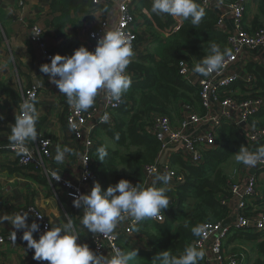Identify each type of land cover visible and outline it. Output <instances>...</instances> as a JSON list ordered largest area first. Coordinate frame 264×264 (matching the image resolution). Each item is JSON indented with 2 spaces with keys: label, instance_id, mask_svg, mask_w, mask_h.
Here are the masks:
<instances>
[{
  "label": "built area",
  "instance_id": "2783aa9c",
  "mask_svg": "<svg viewBox=\"0 0 264 264\" xmlns=\"http://www.w3.org/2000/svg\"><path fill=\"white\" fill-rule=\"evenodd\" d=\"M83 2L84 10L97 19L88 30L89 45L87 49L92 51L98 38L104 35V31L120 29L125 32L132 42L134 56H137V48L140 42V34L137 31V20L140 11L146 13L142 7L145 1L152 0H77ZM250 0H199V4L205 7L206 12L216 16L215 31L225 36V45L221 48L225 52L226 67L208 77H203L193 72L195 60L191 63L186 58H181L177 63V74L180 81L187 87L195 89L198 94V103L178 105L177 119L152 112L149 121L137 126L139 134H145L160 144V151L154 163L144 164L141 172V182L128 180L133 185L140 183L147 186L151 184L153 174L151 169L155 167L161 174H170L168 185L162 182L157 187H167L166 195L170 199V205L164 209L161 216L146 218L134 223L131 218L120 222L115 230V239L103 238L100 235L93 236L88 232L90 248L105 256L112 255L117 249L124 251V245L149 251L147 240L136 231L137 227L146 222L162 224L167 213L176 202L175 192L185 183L187 172L181 166L175 164L179 160L186 166L199 168L205 161V156L221 147L220 133L224 128H230L248 148L264 144V126L259 122L264 116V94L257 87L256 76L249 71L248 66L253 64L264 70V27H253L247 16V6ZM23 0L19 1V5ZM96 15V16H95ZM165 16V15H164ZM175 20L164 36L176 31L181 21ZM230 21L231 28L226 23ZM156 30V29H155ZM157 32V30H156ZM38 35V36H37ZM28 43L38 53L39 58L50 63V58L55 55L46 45L44 31L33 23L28 28ZM149 40V39H148ZM148 42V41H147ZM130 75L132 84L137 76L126 70ZM34 97L37 105L39 88L32 85L22 89L19 94V105L27 99ZM123 100L116 104L108 99L106 93L101 91L96 97L95 104L86 112H76L69 104L65 106L63 124L66 133L70 137L72 149L76 155L78 174L76 178L61 176L59 181L52 180V147L53 141L48 137H37L34 147L27 144L29 155H17L9 145L8 151L17 157V165L23 169L31 168L57 196L73 204V194H85L84 190L92 188L94 182L100 185L99 176L93 166L94 152L96 149V131L100 128L113 130L116 125L115 114L122 107ZM108 113L110 120L107 124L101 123L102 116ZM20 108H18V115ZM15 123V122H14ZM13 123V124H14ZM11 128V127H10ZM167 151L162 164L160 158ZM87 160L86 162H84ZM254 174H249L250 170ZM264 174V164L249 169L242 166L239 169L238 179L230 183L228 188L216 196L218 204L227 209L225 217L218 222H205L206 234L196 237L192 246L205 251V256L198 264H243L249 252L241 249L230 255L226 253L225 244L232 233L237 236L252 238L258 236L264 240V196L259 192L260 184L257 174ZM85 188V189H84ZM226 193L228 196H226ZM173 206V207H172ZM25 211L29 214L30 223L36 221L40 225V231L34 233L36 238L52 227L48 218L34 207H28ZM82 216L83 209L81 208ZM37 215L42 218L37 219ZM228 221L223 227L222 222ZM18 242L27 245L22 236L0 234V244H12ZM39 264H48L40 261Z\"/></svg>",
  "mask_w": 264,
  "mask_h": 264
},
{
  "label": "clouds",
  "instance_id": "9594fccd",
  "mask_svg": "<svg viewBox=\"0 0 264 264\" xmlns=\"http://www.w3.org/2000/svg\"><path fill=\"white\" fill-rule=\"evenodd\" d=\"M151 13L190 20L193 26H198L206 11L197 0H152ZM225 55L218 45L211 44L209 54L195 64L193 72L208 77L221 71L226 67ZM133 56L131 39L122 30L115 29L104 31V35L97 39L94 50L90 51L81 45L70 56L55 54L50 58V63L40 65L39 71L48 76L49 82L56 85L76 112H86L93 107L101 91L116 104L121 102L122 96L132 85L126 69ZM2 99L0 98V102ZM35 104V98L32 97L19 105L20 114L15 115V123L11 125L7 136L17 155H29L27 144L29 141H36L38 137L36 125L39 110ZM0 119L3 117L0 116ZM109 120V114L105 113L101 123L107 124ZM115 139L118 141L119 136ZM71 153V148L58 146L54 160L58 164H64L66 155ZM97 153L96 159L100 161L108 156L104 146L98 148ZM234 158L237 163L251 169L264 164V147L250 151L241 146L234 153ZM151 172L153 179L147 186L140 183L133 185L126 179H120L104 191L98 182H94L87 194H73V206L83 209L80 223L87 232L93 236L115 239V230L125 219L131 218L136 223L161 216L163 210L170 205V199L166 195L169 189L156 185L159 182L168 185L171 176L159 173L155 167ZM50 174L52 180L61 179L56 170H52ZM40 218L42 217L37 215V219ZM28 219L27 211L13 215L0 214V225L5 221L11 224L15 229L12 231L14 241L16 231H22V240L27 242L29 249L34 250L33 259L36 261H47L48 264H130L138 256L135 249L127 252L117 249L114 254L105 256L93 251L87 244L77 243L80 235L71 219L51 227L40 234L38 239H34L33 234L40 231V225L36 221L27 223ZM206 229L207 225H197L192 232L199 237L206 234ZM204 256L203 249L189 246L179 256L172 255L169 251L160 252L156 260L159 264H198Z\"/></svg>",
  "mask_w": 264,
  "mask_h": 264
},
{
  "label": "crops",
  "instance_id": "0c3cea01",
  "mask_svg": "<svg viewBox=\"0 0 264 264\" xmlns=\"http://www.w3.org/2000/svg\"><path fill=\"white\" fill-rule=\"evenodd\" d=\"M19 1L0 0V98H3L0 102V116L3 117L0 119V214L13 215L25 211L28 207H34L48 218L52 227L71 219L80 235L77 243L87 244L90 247L87 229L80 223L81 209L62 198L61 193L55 196L46 180L37 175L33 169L19 167L16 162L17 157L8 151L7 147L10 144L7 136L11 125L15 122V115H18L20 91L32 85L38 86L39 97L36 105L39 110V120L36 125L38 137H48L53 141L52 170H56L61 176L76 178L79 171L77 159L63 124L64 109L68 103L56 85L49 82L48 76L39 71L40 65L48 62L42 61L38 53L29 45L28 28L36 23L44 31L49 50L58 54L67 45L71 55L73 50L81 45L87 48L88 30L99 18L90 15L84 8L79 11L70 10L67 15H63L62 12L52 9L54 0H23L22 5H19ZM147 2L149 6L152 5V1ZM249 3L247 6L249 22L253 27H264V8L259 7L257 0H250ZM142 8L146 10V13L140 11V17L137 20L136 29L140 34V42L137 56L132 61L134 63L142 62L144 57L152 53L156 41H164L169 36H164L165 32L175 24V20L170 16L172 23L163 29L159 28L153 21L148 7L144 5ZM156 17L164 25L168 20L166 14L164 19L159 15ZM175 19L181 21L179 17ZM226 26L228 29L231 28L230 21L226 23ZM150 42L154 45L152 50L147 49ZM6 89L14 94V98L5 92ZM95 135L97 145L94 152L95 168L104 191L120 179L133 175L118 160L124 149L117 147L102 128L97 129ZM29 144L34 147L33 142L30 141ZM58 146L61 148L67 146L72 149V153L66 155L64 164H58L54 160ZM101 146L106 147L108 154L116 152L117 156H112L111 161L106 156L102 161L103 164L99 166L101 161L96 158L97 150ZM257 178L260 183L258 191L262 192L264 174L258 173ZM89 191L90 188L87 187L84 193L87 194ZM27 223L30 224V219ZM12 231L15 229L7 221L0 225V234L13 235ZM22 234V231H16V236H22ZM33 237L37 239L34 234ZM33 252L34 250L29 249L27 245L18 242L0 244V264H39L40 261L33 259ZM259 258V255H256L253 262L249 261V253L243 264H255Z\"/></svg>",
  "mask_w": 264,
  "mask_h": 264
},
{
  "label": "trees",
  "instance_id": "16d2710c",
  "mask_svg": "<svg viewBox=\"0 0 264 264\" xmlns=\"http://www.w3.org/2000/svg\"><path fill=\"white\" fill-rule=\"evenodd\" d=\"M257 1L259 7L263 9L264 0ZM84 5L83 2L77 0H54L52 9L67 15L70 10H82ZM143 5L148 7L153 21L159 28L163 29L172 23L168 15V20L164 25L154 13H151V6L147 1ZM215 22L216 16L211 12H206L198 26H193L190 20L181 18V25L176 31L170 33L164 41L157 40L152 53L144 57L142 62H131L126 69L138 78L128 92L122 96L123 105L115 114L116 127L113 130L107 128L103 130L117 147L124 149V154H121L118 160L139 182L143 179L142 166L156 161L160 144L145 134H139L137 126H142V122H145L152 112L169 117L171 111H178V105L183 102L198 103L197 91L180 81L177 74V63L181 58H186L189 63L195 60L197 64L209 54V47L213 43L220 49L223 48L225 36L215 31ZM65 47L58 54L70 56L67 45ZM248 68L256 76L257 87L264 94V70L253 64H250ZM5 92L14 98L11 91L6 89ZM117 135L119 136L118 141L115 139ZM220 135V149L209 152L201 167L192 168L175 160L177 166L186 170L187 176L185 183L180 185L175 192L174 207L172 206V210L167 213L162 224L146 222L136 229L147 240L150 250L142 251L127 245L123 246L125 252L133 249L137 251L139 264H159L156 256L163 251L179 256L186 247L192 246L193 240L197 237L192 232L194 227L205 222H218L225 217L227 209L220 206L216 200V196L224 192L230 184L221 171V166L241 146H247L230 128H224ZM260 147H264V144L247 148L255 151ZM112 156L116 157V152L108 154L109 161L113 159ZM102 164L101 161L99 166ZM93 169L99 176L95 165ZM262 193L264 196V190ZM226 196H228L227 193ZM262 205L264 206V201ZM258 238L255 236L251 239ZM247 239L249 240V238L232 233L225 245H229L233 240ZM256 246L260 260L258 259L255 264H264V240Z\"/></svg>",
  "mask_w": 264,
  "mask_h": 264
},
{
  "label": "rangeland",
  "instance_id": "374dc122",
  "mask_svg": "<svg viewBox=\"0 0 264 264\" xmlns=\"http://www.w3.org/2000/svg\"><path fill=\"white\" fill-rule=\"evenodd\" d=\"M164 15L165 14H162V15H159V16L164 19L165 18ZM153 46H154L153 43L150 42L148 44V48L147 49L152 50ZM194 105L196 106L197 103H194ZM169 117L172 118V119H177L176 110H172ZM148 121H149V117L145 120V123L148 122ZM259 125L264 126V119L259 122ZM131 150H134V149H131ZM121 152H122V154H124V151H121ZM125 154H126V152H125ZM242 166H245V165H243L242 163H237L235 161L234 154H233L221 166V171L228 178L229 183H234L238 179L239 169ZM104 173H108V172L104 171ZM120 178H122V177H120ZM130 179H135L134 175L133 176L130 175V177H128V178L126 177V180H130ZM262 241L263 240L260 239V238L256 239V240H252L251 238H249V240L232 241L229 245H225L226 253L228 255H230V254H232L234 252H237V251H239V250L244 248L250 253V260L249 261L253 262L255 260V256L256 255L258 256V254H257L258 250H257V246L256 245H257V243L262 242ZM130 264H139V261H138L137 257L132 262H130Z\"/></svg>",
  "mask_w": 264,
  "mask_h": 264
},
{
  "label": "water",
  "instance_id": "95a60500",
  "mask_svg": "<svg viewBox=\"0 0 264 264\" xmlns=\"http://www.w3.org/2000/svg\"><path fill=\"white\" fill-rule=\"evenodd\" d=\"M166 153H167V151H165V153L163 154V156L160 158V160H159V163H160V164L163 163V161H164V157L166 156ZM249 174H251V175L254 174V170H253V169L250 170ZM227 224H228V221H224V222H222V226H223V227H225Z\"/></svg>",
  "mask_w": 264,
  "mask_h": 264
}]
</instances>
